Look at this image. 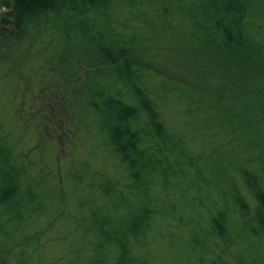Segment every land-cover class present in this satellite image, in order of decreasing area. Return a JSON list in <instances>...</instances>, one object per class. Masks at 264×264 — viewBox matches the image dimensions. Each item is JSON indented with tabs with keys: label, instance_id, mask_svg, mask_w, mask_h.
I'll list each match as a JSON object with an SVG mask.
<instances>
[{
	"label": "trees",
	"instance_id": "1",
	"mask_svg": "<svg viewBox=\"0 0 264 264\" xmlns=\"http://www.w3.org/2000/svg\"><path fill=\"white\" fill-rule=\"evenodd\" d=\"M5 7L0 54L72 100L85 152L49 174L0 122V264L52 243L55 264H264V0Z\"/></svg>",
	"mask_w": 264,
	"mask_h": 264
},
{
	"label": "rangeland",
	"instance_id": "2",
	"mask_svg": "<svg viewBox=\"0 0 264 264\" xmlns=\"http://www.w3.org/2000/svg\"><path fill=\"white\" fill-rule=\"evenodd\" d=\"M10 2L11 0H0V14L6 11L5 5ZM23 48L12 45L0 54V62L13 63L12 77H0V122L9 131L18 151L35 152L38 154L36 162L49 174L54 172L55 175L56 171L63 172L66 168L65 158L68 155L73 159L84 155L80 142L81 139L84 142L85 132H81L80 138V132L76 128L78 121L71 110L72 100L62 99L56 88L49 90V86L37 76L36 67H33L35 70H31L32 66L24 68L25 59L21 58ZM34 57L32 58L36 61L37 58ZM180 110L181 107L175 104L168 105L167 118L172 122L182 121ZM79 127L84 129L85 125L79 123ZM61 232L62 229H59L57 233ZM61 244H48L42 253L40 251L46 264H55L58 257L64 254ZM159 251L158 249L157 252Z\"/></svg>",
	"mask_w": 264,
	"mask_h": 264
}]
</instances>
